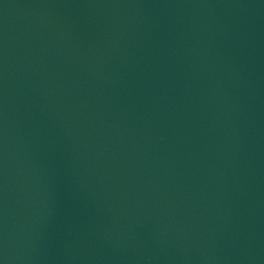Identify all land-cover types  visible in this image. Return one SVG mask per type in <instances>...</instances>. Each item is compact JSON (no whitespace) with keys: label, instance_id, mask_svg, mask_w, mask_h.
Wrapping results in <instances>:
<instances>
[{"label":"water","instance_id":"water-1","mask_svg":"<svg viewBox=\"0 0 264 264\" xmlns=\"http://www.w3.org/2000/svg\"><path fill=\"white\" fill-rule=\"evenodd\" d=\"M0 264H264V0H0Z\"/></svg>","mask_w":264,"mask_h":264}]
</instances>
